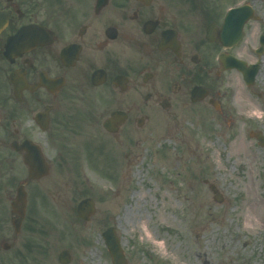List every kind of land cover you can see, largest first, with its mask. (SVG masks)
<instances>
[{
	"label": "flooded vegetation",
	"instance_id": "flooded-vegetation-1",
	"mask_svg": "<svg viewBox=\"0 0 264 264\" xmlns=\"http://www.w3.org/2000/svg\"><path fill=\"white\" fill-rule=\"evenodd\" d=\"M225 2L0 0L7 15L0 32L2 250L10 244L1 238L14 242L19 234L11 236L10 227L17 188L26 192V218L56 202L58 177L68 186L75 169H86L83 155L95 150L90 139L101 144L103 134L120 147L121 132L130 141L155 112L170 131L187 114L199 126L220 120L226 95L220 86L233 70L220 56H238L241 44L214 40ZM195 87L204 90L193 95ZM114 111L124 112L123 119L107 130ZM30 146L39 160H31ZM32 165L39 176H30Z\"/></svg>",
	"mask_w": 264,
	"mask_h": 264
},
{
	"label": "rangeland",
	"instance_id": "rangeland-1",
	"mask_svg": "<svg viewBox=\"0 0 264 264\" xmlns=\"http://www.w3.org/2000/svg\"><path fill=\"white\" fill-rule=\"evenodd\" d=\"M249 1L261 4L260 19L247 25L234 52L254 62L264 0H228L225 6ZM263 72L264 53L252 86L234 70L225 76L220 120L199 126L187 114L179 130L170 131L164 115L155 112L130 141L121 132L119 150L103 134L101 144L90 139L95 150L83 155L87 168L72 172L68 186L59 176L57 201L28 217L43 223L45 233L29 231L28 219L17 236L11 229L16 239L1 238L10 247H0V264H19L17 256L24 257L22 264H59L64 248L71 253L69 264H112L100 235L109 226L116 227L129 264H264V214L251 215L257 226L243 229L251 199L264 210V148L248 136L264 134ZM205 179L217 187L220 203ZM88 196L95 212L83 222L76 205Z\"/></svg>",
	"mask_w": 264,
	"mask_h": 264
},
{
	"label": "water",
	"instance_id": "water-1",
	"mask_svg": "<svg viewBox=\"0 0 264 264\" xmlns=\"http://www.w3.org/2000/svg\"><path fill=\"white\" fill-rule=\"evenodd\" d=\"M252 13L253 11L248 5H243L241 7L231 9L227 13L222 30L230 31V36L233 37L234 42H237L241 37L243 24L249 19V17L252 16ZM5 23L6 18H4L0 13V30L4 27ZM263 47L264 35L261 36V48L259 53L261 52ZM227 62L228 67L237 68L242 72L243 79L246 84L250 85L253 83L258 69V64L246 67L244 62L236 58H230ZM250 135L258 140L259 145L264 146V136H262L258 132H251ZM12 208L16 213L19 214V217L13 222L16 227H19L25 211V194L20 188L17 190V196L15 200L12 202ZM93 210V201L90 198L83 199L77 206V213L79 217L85 220L89 218V216L93 213ZM102 237L111 257L112 264H127V259L121 247L119 238L115 234V229L113 227L107 228L102 233ZM59 256L60 261L64 263L68 262L69 257L67 250L62 251Z\"/></svg>",
	"mask_w": 264,
	"mask_h": 264
},
{
	"label": "bare ground",
	"instance_id": "bare-ground-1",
	"mask_svg": "<svg viewBox=\"0 0 264 264\" xmlns=\"http://www.w3.org/2000/svg\"><path fill=\"white\" fill-rule=\"evenodd\" d=\"M260 77L263 78L264 77V72L262 74H260ZM260 200H255V199H251V203L252 205L248 206L247 211H246V216L244 218V222H243V229L248 230L250 228H254L255 226H257V223L255 222V220L252 219L251 215L255 214H264V210L262 208H257L256 205L258 203H260ZM125 218V216L123 217ZM246 242H248V240H246Z\"/></svg>",
	"mask_w": 264,
	"mask_h": 264
}]
</instances>
